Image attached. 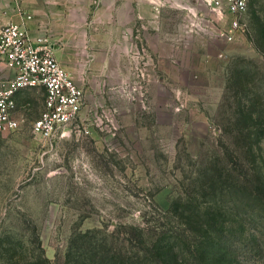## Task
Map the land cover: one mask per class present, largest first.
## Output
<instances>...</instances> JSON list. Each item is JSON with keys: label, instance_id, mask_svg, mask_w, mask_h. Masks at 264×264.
<instances>
[{"label": "rangeland", "instance_id": "1", "mask_svg": "<svg viewBox=\"0 0 264 264\" xmlns=\"http://www.w3.org/2000/svg\"><path fill=\"white\" fill-rule=\"evenodd\" d=\"M138 2L59 58L85 89L77 122L45 140L44 91L17 96L0 264H264V0L232 41L204 0ZM251 113L263 127L241 134Z\"/></svg>", "mask_w": 264, "mask_h": 264}, {"label": "built area", "instance_id": "2", "mask_svg": "<svg viewBox=\"0 0 264 264\" xmlns=\"http://www.w3.org/2000/svg\"><path fill=\"white\" fill-rule=\"evenodd\" d=\"M220 18L229 15V30L219 32L228 41L248 28L244 16L249 0H204ZM0 132L19 129L17 96L31 89L45 93L44 110L34 122V132L53 140L68 125L78 121L86 102L84 86L55 53L44 34L34 35L20 22L0 23Z\"/></svg>", "mask_w": 264, "mask_h": 264}, {"label": "crops", "instance_id": "3", "mask_svg": "<svg viewBox=\"0 0 264 264\" xmlns=\"http://www.w3.org/2000/svg\"><path fill=\"white\" fill-rule=\"evenodd\" d=\"M123 1L0 0V23H24L34 35L41 33L51 39L58 58L77 59L78 50L88 44L89 28H99L102 22H110L107 18H112L113 11L134 9V0ZM137 4L144 8L141 0ZM97 31L99 33L100 29ZM90 35L95 39L94 31Z\"/></svg>", "mask_w": 264, "mask_h": 264}, {"label": "trees", "instance_id": "4", "mask_svg": "<svg viewBox=\"0 0 264 264\" xmlns=\"http://www.w3.org/2000/svg\"><path fill=\"white\" fill-rule=\"evenodd\" d=\"M261 39L264 42V32L261 35ZM239 110L241 113H243L244 107L240 106ZM248 118H250L249 122H245L243 119L240 120V124H242L241 127L239 128V130L241 131V134H242V132H244L246 129H248L250 127H253L255 129H257L258 126L260 127V129L263 127V125H262L263 123L261 121H260V123H258V122L256 123V121L253 119V113H251V115ZM256 124H258V126ZM245 137L250 138L251 137L250 132L248 134L245 133ZM44 260L46 261L47 264H51L50 259L45 258ZM111 260H113V259H111ZM78 262H80V264H94L95 263L94 261L92 263H88V259H87V261L86 260L84 261V259H79ZM113 262H114V260H113ZM116 262H119V261L116 260L115 263Z\"/></svg>", "mask_w": 264, "mask_h": 264}]
</instances>
